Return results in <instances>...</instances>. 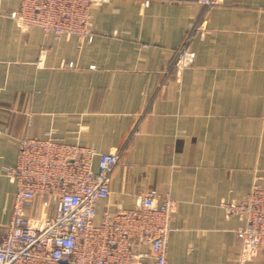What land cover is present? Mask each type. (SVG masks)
I'll list each match as a JSON object with an SVG mask.
<instances>
[{"label": "crops", "instance_id": "crops-1", "mask_svg": "<svg viewBox=\"0 0 264 264\" xmlns=\"http://www.w3.org/2000/svg\"><path fill=\"white\" fill-rule=\"evenodd\" d=\"M20 3L0 0V233L16 192L4 168L22 139L51 133L121 152L97 219L169 192L168 264H241L243 223L220 203L264 185V0H108L91 9V42L22 28ZM185 42L195 57L178 76Z\"/></svg>", "mask_w": 264, "mask_h": 264}, {"label": "built area", "instance_id": "built-area-1", "mask_svg": "<svg viewBox=\"0 0 264 264\" xmlns=\"http://www.w3.org/2000/svg\"><path fill=\"white\" fill-rule=\"evenodd\" d=\"M107 1L21 0L10 16L22 28L38 26L56 39L75 35L91 42V9ZM197 1L213 7L223 0ZM197 26L203 28L204 23ZM194 57L183 43L171 71L181 76ZM120 157L118 149L99 152L51 133L22 139L15 164L4 168L16 192L8 230L0 233V264H168L177 206L169 192L149 188L134 207L119 206L97 219L98 202L111 193ZM220 205L243 223L236 234L242 242L240 263L246 264L264 247V185L257 176L243 199L222 200Z\"/></svg>", "mask_w": 264, "mask_h": 264}]
</instances>
